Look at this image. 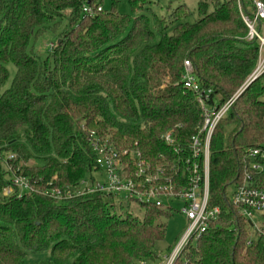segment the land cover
Returning <instances> with one entry per match:
<instances>
[{
	"label": "trees",
	"instance_id": "obj_1",
	"mask_svg": "<svg viewBox=\"0 0 264 264\" xmlns=\"http://www.w3.org/2000/svg\"><path fill=\"white\" fill-rule=\"evenodd\" d=\"M100 1L0 0V264H33L27 256L46 250L72 264L157 259L166 233L160 220L174 212L114 194H79L96 170L93 135L140 150L155 165L160 156L177 160V177L186 181L182 159L202 117L182 81L184 61L220 103L257 64L259 43L246 38L239 10V1L249 7L251 0H199L193 21L184 0H169L178 5L161 17L153 0H129L133 23L114 9L83 12L85 2L96 8ZM45 33L54 40L41 56L33 43ZM261 79L238 96L211 139L210 204L221 214L173 264H264V239L249 238L247 218L227 193L242 181L247 151L264 146ZM168 132L174 144L163 139ZM14 175L35 190L6 195ZM55 188L61 199L50 196Z\"/></svg>",
	"mask_w": 264,
	"mask_h": 264
},
{
	"label": "built area",
	"instance_id": "obj_2",
	"mask_svg": "<svg viewBox=\"0 0 264 264\" xmlns=\"http://www.w3.org/2000/svg\"><path fill=\"white\" fill-rule=\"evenodd\" d=\"M103 7H92L87 2L83 5L85 14L93 15L102 11ZM239 10L247 27L246 38L259 43L257 64L243 87L226 102L220 103L212 97V89L205 88L195 74L190 60L184 61L182 81L184 86L193 92L201 109V126L191 137L188 145V157L182 159L187 172V180L177 177L179 161L173 163L165 156L160 165L143 157L140 150L119 149L110 139L93 135L91 148L95 154L96 170L105 176V180L93 179L81 182L79 194L106 193L114 194L134 202L151 203L156 207L177 210L176 200L183 202L178 211L189 221L188 228L177 247L166 259V264H173L185 245L196 239L209 227V222L221 214L218 206L210 204V145L215 129L227 116L240 93L252 82L264 76V0H251L246 7L239 1ZM168 144H174L173 132L163 135ZM179 153V149L175 148ZM13 156H10L12 158ZM248 167L242 181L236 184L231 196L233 204L247 218L248 225L254 226L253 215L261 213L264 218V146L247 151ZM17 188L22 194L25 190H33L28 178L14 175L11 184L5 191L12 194ZM50 196L60 197L61 191L52 189ZM63 197V196H62ZM259 237L264 239V223Z\"/></svg>",
	"mask_w": 264,
	"mask_h": 264
},
{
	"label": "rangeland",
	"instance_id": "obj_3",
	"mask_svg": "<svg viewBox=\"0 0 264 264\" xmlns=\"http://www.w3.org/2000/svg\"><path fill=\"white\" fill-rule=\"evenodd\" d=\"M154 3L150 5L152 11L156 13L159 17L166 15V13L171 10L172 8L176 7L178 5L177 2H169V0H153ZM206 2H212V0H204ZM199 0H184V3L187 6L188 12L192 13V16L188 18L189 21H193L197 17V6H198ZM101 6L105 11L115 10L120 14L126 15L130 18V23H133L134 20V12L131 9L129 0H118L116 5L113 4L112 0H101L100 1ZM164 18H162L163 20ZM166 21H169V18H165L162 23H165ZM54 40L53 35L50 33H45L43 36H41L37 41H35L34 47L35 50L41 55L45 56V54L48 51L49 44L52 43ZM13 71L11 70V77H13ZM264 82V76L261 79ZM245 84V83H244ZM243 84V85H244ZM243 85L234 93V95L243 87ZM232 95V96H234ZM264 100V96L262 97ZM225 102V101H224ZM230 130L231 127H227L225 129V142L228 143L229 136H230ZM28 164H31L32 161L27 162ZM98 180L102 181L105 180V176L101 175V173L97 170L92 171L90 174L87 175L86 181L87 183H92V180ZM236 185H232L228 188L227 193L228 197L231 198L235 191ZM57 188H55L56 190ZM20 191L19 189H14L15 191ZM35 188H33V191ZM6 191V190H5ZM57 191H61L59 188ZM62 192V191H61ZM64 194H60V197H56L57 199H61ZM81 196L84 194H80ZM55 198L54 196H52ZM175 206L177 207V210L174 212L173 216L168 218H161L160 222H164L166 224V233L163 240L159 241L155 246V252L158 255V258L155 260H147L146 262H135L134 264H166L167 257L171 254V252L177 247L180 240L184 236L189 221L186 218L185 215L181 214L178 209H182L183 202L181 200L175 201ZM135 213H137L138 206L133 205ZM253 223L254 226L248 225L246 227V230L248 232L249 238L251 240H255L259 237L260 229L262 227V223H264V218L261 213H255L253 215ZM27 262L29 263H38L44 260H51L54 264H72V259H68L65 262H56V260L53 258V256L50 253V250H46L44 252L40 253H32L27 256L26 258Z\"/></svg>",
	"mask_w": 264,
	"mask_h": 264
},
{
	"label": "water",
	"instance_id": "obj_4",
	"mask_svg": "<svg viewBox=\"0 0 264 264\" xmlns=\"http://www.w3.org/2000/svg\"><path fill=\"white\" fill-rule=\"evenodd\" d=\"M245 90V89H244ZM244 90L240 93V95L244 92Z\"/></svg>",
	"mask_w": 264,
	"mask_h": 264
}]
</instances>
